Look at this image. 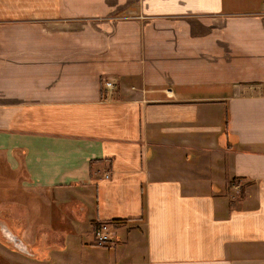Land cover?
<instances>
[{"label":"crops","instance_id":"1","mask_svg":"<svg viewBox=\"0 0 264 264\" xmlns=\"http://www.w3.org/2000/svg\"><path fill=\"white\" fill-rule=\"evenodd\" d=\"M0 181L92 235L17 264H264V0H0Z\"/></svg>","mask_w":264,"mask_h":264},{"label":"rangeland","instance_id":"2","mask_svg":"<svg viewBox=\"0 0 264 264\" xmlns=\"http://www.w3.org/2000/svg\"><path fill=\"white\" fill-rule=\"evenodd\" d=\"M218 143L220 142L221 144L224 143V138H217ZM204 154L206 155H211L209 153L210 148L203 147ZM200 154V153H199ZM208 155V156H209ZM187 164L186 168L187 170H192V175L193 177H202L207 179L209 178V174L207 175L206 168H201L202 165L206 164V159L207 157L201 158L200 155H198V159L196 157V152L193 154H189L187 156ZM206 167V166H204ZM215 174L218 175V172L214 170ZM222 175V173H219ZM224 176V174H223ZM226 177V176H224ZM221 181H224L223 177H220ZM199 182L198 180H196ZM227 180L226 185L227 189L220 184L221 186V191L220 193H225V192H230L229 195L232 197H235L236 194H242L244 195L246 193V189L248 186H241L240 182L236 180ZM3 181H0V188L5 187L4 184H2ZM229 182V183H228ZM2 184V185H1ZM15 193H8L3 190H0V198L1 196L4 198L11 197L15 199ZM26 197L24 196L23 198L17 200L23 201L25 200ZM22 204V203H21ZM16 205H8L10 207L7 212L0 211V232L5 231L6 229L13 235H18L21 234L22 232L26 231V233H29L30 235L33 236V233H35L34 237H37V245L36 247L32 248L33 250V255L37 259L45 260L46 255H47V250H46V244L48 243L47 239V234H51L52 236L56 237L58 234H64L68 237V245L71 244L75 248H71L70 250H66V253H68L73 260L78 261V255H79V245L80 243L83 242H90L92 235H83L81 234L83 225L75 220V217L73 218V215L71 214V220L68 214L63 210L62 208L54 205L53 207L49 206L46 204L45 201H42V205L39 208H33L29 207L28 205H22V206H16ZM17 208V209H15ZM15 212V215L14 213ZM57 213L59 214V218L53 217V214ZM7 214V217H6ZM5 215V216H4ZM7 219H6V218ZM42 221V224L35 223L33 224V221ZM106 224L109 227V224L107 223H102ZM100 225V224H98ZM96 225V226H98ZM43 232L46 234V236L43 234ZM109 239L108 241L101 245V246H106L107 244L110 243V236L108 235ZM113 241H124L122 238L121 234H115L113 236ZM28 244L30 243L27 241ZM26 242V244H27ZM93 244L95 246H98L93 239ZM19 253L10 243L8 244L6 242V239L3 235V233H0V264H17L16 262V256L20 255ZM23 258L31 259L33 258H28L25 255H21ZM25 256V257H24ZM42 264H48V261H43Z\"/></svg>","mask_w":264,"mask_h":264},{"label":"built area","instance_id":"3","mask_svg":"<svg viewBox=\"0 0 264 264\" xmlns=\"http://www.w3.org/2000/svg\"><path fill=\"white\" fill-rule=\"evenodd\" d=\"M105 88L107 90H110L113 88V85L111 83L107 82V83H105ZM108 228L109 227L106 224H100V225L95 227V229L93 231V239H94V242L98 246H101L108 241V239H109Z\"/></svg>","mask_w":264,"mask_h":264},{"label":"water","instance_id":"4","mask_svg":"<svg viewBox=\"0 0 264 264\" xmlns=\"http://www.w3.org/2000/svg\"><path fill=\"white\" fill-rule=\"evenodd\" d=\"M0 233H3L6 242L11 244L19 253L25 256H32L30 251L27 249V247L22 243L21 240L15 237V235L11 234L8 230L7 233L6 231H1Z\"/></svg>","mask_w":264,"mask_h":264},{"label":"trees","instance_id":"5","mask_svg":"<svg viewBox=\"0 0 264 264\" xmlns=\"http://www.w3.org/2000/svg\"><path fill=\"white\" fill-rule=\"evenodd\" d=\"M114 224H116V225H122V224H124V222H122V221H116V222H114Z\"/></svg>","mask_w":264,"mask_h":264}]
</instances>
